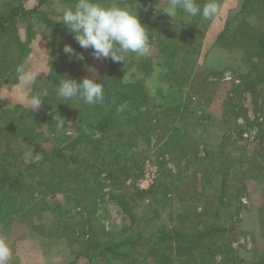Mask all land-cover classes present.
I'll return each instance as SVG.
<instances>
[{
	"label": "rangeland",
	"instance_id": "374dc122",
	"mask_svg": "<svg viewBox=\"0 0 264 264\" xmlns=\"http://www.w3.org/2000/svg\"><path fill=\"white\" fill-rule=\"evenodd\" d=\"M40 1L0 0V9L11 7L6 4H23L26 9H31ZM72 1L45 0L41 9L46 14L31 13L17 19L19 36L29 40L21 63H35L39 68L51 72L52 66L59 62L56 57L60 54L63 65H67V74L77 80L92 76L94 72L100 74L109 71L111 64L107 59H95L91 49H81L76 41L72 46L88 59L82 66L76 62L71 65L76 59L70 60L63 53L65 40L43 21L42 17L47 16L58 22L59 13L65 7L72 6ZM241 1L219 0L222 11L213 20L181 14L172 21L165 15L156 28L152 22L158 23V19H152L147 11L151 8L152 13L160 11L166 0H103L136 9L141 23L148 27L149 34L153 33V36H159L164 28L175 30L176 22H180L177 26L180 38L176 41L180 49L175 58L176 68L172 67L168 71L161 64L154 65L165 62V58L159 56V41L151 44L147 54L150 55L153 69L139 66L147 55L137 57L131 53L127 63L121 62L119 68L125 81L144 83L151 103L156 106L163 104L169 114L173 111L175 115L179 109L182 116L178 115L175 124L182 127L179 133L184 135V147L169 151L164 145V141L169 140L170 132H174L171 131L173 127L170 121L165 136L159 128L151 135L152 145L149 148L139 147L141 151L145 149L139 162L142 167L140 177L127 179L126 185L121 187L110 185L109 180H102L104 195L93 204L86 199V195L83 198L74 195L80 203L75 198L68 201L64 193L48 195L49 202L61 203L65 207L56 211L49 209L35 216L34 222L39 226L36 230L28 219L18 216H14L9 223L1 224L0 235L8 239L13 249L10 264H107L106 256L103 255H96L91 260L87 257L76 259L74 250L79 245L69 244L65 237L59 236L60 214L66 210L72 212L73 222L77 223L74 230L83 232L78 224L82 222V216L78 213L85 205L87 209L83 212L84 217L97 219L100 222L98 225H104L107 231L120 240L136 235L148 238L149 233L159 228L191 232L197 228V232H207L214 226H221L229 230L221 237L212 235L203 238L210 246L205 262L191 260L185 263L177 245L167 251L160 249L154 256V243L150 241L145 249L139 245H127L120 249L130 255H148L153 260L152 263L148 262L150 264H211L212 261L214 264H258L264 261V85L259 84L255 92L245 86L235 88L249 74L252 68L250 61L238 48H223L216 43L227 22L234 19ZM259 1L263 3L261 6L255 4L258 13L253 12L248 16L250 23L261 22L264 1ZM196 36L197 39H194ZM187 40L190 45L186 44ZM198 43L200 46L197 48ZM17 50L16 46L14 52ZM168 52L165 51L164 55L167 56ZM184 55L189 59L186 65L191 67L186 82L180 78V72H175L181 68ZM11 72L12 69L0 78L1 108L24 105V98L29 93L47 87L50 76V72H41L40 78L44 80H36L32 85L25 86L18 81L8 82L7 77ZM257 75L256 71L250 78ZM46 107L43 103L37 112L44 111ZM74 132L75 128L65 130L58 126L54 133L48 134L50 140L42 141V146L33 145L28 149L23 146V157L29 161L35 155L40 157L39 154L50 153L55 142L62 143L65 137L72 136ZM88 152L90 149L85 148L83 151L84 155ZM127 156L135 160L134 156ZM136 171L139 169L132 166L131 173ZM223 185L226 195L221 200ZM138 190L144 191L143 194L136 195ZM154 258L157 260L154 261ZM128 260L114 259L110 264H121Z\"/></svg>",
	"mask_w": 264,
	"mask_h": 264
},
{
	"label": "trees",
	"instance_id": "16d2710c",
	"mask_svg": "<svg viewBox=\"0 0 264 264\" xmlns=\"http://www.w3.org/2000/svg\"><path fill=\"white\" fill-rule=\"evenodd\" d=\"M44 1L41 0L31 9H26L23 4L13 6L6 4L11 7L0 9V78L5 77L6 73L12 69L7 77L10 83L17 81L15 74L12 73L21 63L29 43V40H23L19 36L17 19L31 13L46 14L41 9ZM72 2L75 3V0ZM200 2L203 3L204 0H200ZM262 3L259 0H242L234 19L227 22L216 42L223 48L236 47L243 54L245 53L252 68L246 75V79H243L240 84H236L235 88L245 86L254 92L259 84L264 85V12L260 17L261 22L257 24L250 23L248 16L253 12L258 13L256 5L261 6ZM151 10H148L147 14L154 20L158 19V23L152 22V26L158 28L161 18L167 14L159 11L152 13ZM42 19L47 27L53 28L59 33L60 38H63L66 44L74 43V34L62 22H54L47 16H43ZM179 23L176 22L175 30L164 28L161 30L163 32H160L159 36H153L151 41V44H157L159 41V56L162 55L165 58V62H157L154 65L161 64L168 71L172 67H177L175 58L178 56V49H180V44L176 41L180 38L177 29ZM160 35L162 36L160 37ZM193 38L197 39V36ZM186 44L190 45V42L187 40ZM16 46L18 50L14 52ZM199 46L198 43L197 48ZM165 51H169L167 56L164 55ZM196 51L198 52V50ZM185 55L183 63H180L181 68L175 70L177 73L180 72V78L184 82L189 79V73H191L189 72L191 67L188 68L186 65L189 63V59ZM83 56V60H75L71 65H74L75 62L81 66L86 64L85 60L88 57ZM56 58L59 62L52 66L48 78L49 95L44 99V104L47 106L44 111L31 112L25 109L22 104L7 108L0 107V225L9 223L14 216H18V218L28 219L36 230L39 226L34 222L35 216L49 209L56 211L65 207L61 203L49 202L48 195L64 193L68 201L76 199V197L83 198L86 195V199H89L93 204L104 195L101 188L102 180H109L110 185L116 184L117 187H121L126 185L127 179L140 177L142 167L139 162L143 150L152 145L151 135L160 128L164 131L162 135L165 136L169 131L168 123L170 121H172L173 127L171 131L174 132H170L167 138L169 140L164 141V145L170 149L169 151H174L177 147H184V135L179 133L182 127L175 124L178 115L182 116L179 109L177 110L181 105L175 107L174 110L177 111L174 115L173 111L169 114V110L163 107V104L156 106L151 103V96L145 90L142 81L128 82L124 80L123 72L119 68L121 62L117 63L107 59L111 64L109 71L99 74L105 87V100L102 105L89 106L82 100L70 101L73 105L70 103L57 104L58 98L53 91L54 84L59 83L60 76L68 74L67 65L66 67L63 65L61 55L59 54ZM142 61L139 66L153 69L150 64V55H147ZM256 71L258 72L257 78H250V75ZM125 104L127 107L117 113V107ZM56 113L65 119L66 125L68 121L72 122L76 127L74 134L65 137L61 141L62 143L55 142L50 153L39 154L40 157L35 155L27 161L21 150L23 146H27V149L33 145L40 147L43 145L44 139L50 140V137H47L50 132L54 133L58 126L61 128L54 119ZM64 116L69 119L67 120ZM43 126L47 128L43 129ZM96 131L101 132L99 139L94 136ZM160 138L163 139V137ZM125 139L127 140L123 142ZM142 146H146V148L141 151L139 147ZM85 148L90 149V152L84 155ZM127 155L134 156L135 160H130ZM132 166L137 167L139 171L131 173ZM103 174L104 176L101 177ZM123 175L124 178H122ZM142 192L144 191L138 190L135 193L141 195ZM79 194H82L81 197ZM225 195V186L223 185L220 199L223 200ZM77 203H80L79 199ZM86 207L87 205L78 213L82 216V222L78 224L81 225L83 232L74 230L77 223L73 222L74 216L70 210L60 214L59 236L65 237L69 244L77 243L79 245L74 250L76 259L87 257L91 260L96 255H103L106 256L107 264H110L114 259L125 260L127 258L130 260L121 264H150L153 261L150 256L130 255L120 249L126 248L127 245H139L145 249L148 243L153 242V256L160 249L167 251L177 245L185 263L191 260L205 262L210 246L206 241H203V238L212 235L221 237L229 231L228 228L221 226H214L207 232H197V228L193 232L180 231L176 228H159L151 234L149 233L148 238L136 235V237L131 236L120 240L112 232L107 231L104 225H98L100 222L97 219L85 218L83 212L87 209ZM93 212L95 213L96 210ZM197 250L198 252L195 253ZM156 260L157 258H154V261ZM211 264L214 262L212 261ZM258 264H264V261Z\"/></svg>",
	"mask_w": 264,
	"mask_h": 264
},
{
	"label": "clouds",
	"instance_id": "9594fccd",
	"mask_svg": "<svg viewBox=\"0 0 264 264\" xmlns=\"http://www.w3.org/2000/svg\"><path fill=\"white\" fill-rule=\"evenodd\" d=\"M221 11L222 5L219 0H204L203 3L200 0H166L165 6L159 12L166 13L174 21L181 14L213 20L221 14ZM59 15L58 22H62L74 34L73 38L81 49H91L95 59H111L113 62L127 63L130 53L144 57L150 52L153 34L150 36L148 27L141 23L138 11L128 5L106 3L103 0H75L72 6L65 7ZM63 53L70 60L84 59L83 54L78 53L72 44H65ZM41 72L50 71L39 68L35 63H21L15 68L17 81L25 86L32 85L36 80H44L40 78ZM54 85L57 104L82 100L86 105L96 106L102 105L105 100L103 79L95 72L82 80L69 75L60 76L59 83ZM11 91L15 92V89ZM48 95V87L38 92H31L24 98L23 106L35 112L45 103L44 97ZM126 107V104L118 106L117 113L122 112ZM54 119L62 129L76 128L71 121H68L65 127V119L59 113H56ZM94 136L99 139L101 132L96 131ZM12 257L13 249L8 239L0 235V264H10Z\"/></svg>",
	"mask_w": 264,
	"mask_h": 264
}]
</instances>
